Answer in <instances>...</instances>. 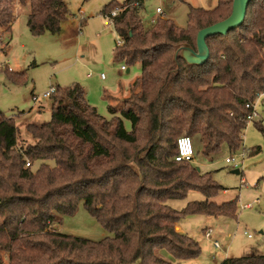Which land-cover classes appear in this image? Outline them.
<instances>
[{"label":"trees","instance_id":"trees-1","mask_svg":"<svg viewBox=\"0 0 264 264\" xmlns=\"http://www.w3.org/2000/svg\"><path fill=\"white\" fill-rule=\"evenodd\" d=\"M142 2L112 1L101 12L121 42L114 60L140 64L122 106L108 107L109 119L78 84L54 88L50 120L27 127L34 142L25 147H17L13 118L0 113V264H171L159 251L180 260L200 254L198 242L176 229L182 218L236 217L237 199L211 201L224 189L210 173L175 161L177 140L189 137L194 159L242 147L246 105L264 96V0L250 2L239 27L205 39L208 58L200 65L175 52L182 45L195 51L198 31L226 19L232 0L210 10L188 6L184 28L162 15L146 27ZM16 4L28 6L26 26L35 37L58 34L68 16L63 0H0V36L10 31ZM0 71L18 82L6 65ZM254 125L264 141V125ZM191 191L204 199L181 210L167 205ZM79 202L112 237L92 241L56 230V216L72 215ZM221 264H264V255Z\"/></svg>","mask_w":264,"mask_h":264},{"label":"rangeland","instance_id":"rangeland-1","mask_svg":"<svg viewBox=\"0 0 264 264\" xmlns=\"http://www.w3.org/2000/svg\"><path fill=\"white\" fill-rule=\"evenodd\" d=\"M63 1L68 16L58 34L32 36L26 26L28 6L16 4L11 29L0 36V66L6 65L20 76L18 82H12L0 71V113L13 118L17 147L34 142L27 133L29 125L39 126L50 120L51 100L43 95L56 86L68 88L78 84L84 89L88 103L98 114L109 119L108 107H121L122 100L129 96L130 86L140 77L139 63L126 65L114 60L118 37L109 20L101 14L108 3L124 0ZM216 3L217 0H143L139 14L148 27L153 18L157 19L155 9L159 7L162 17L184 28L188 6L210 10ZM121 66L124 71L120 70ZM101 74L103 80L99 78ZM254 111L255 117L247 124L242 147L236 153L223 150L213 159L198 155L193 161L201 173H210L213 181L224 189L211 201L221 204L237 199L236 217L182 218L178 225L198 242L200 254L195 259L180 260L167 249L159 251L169 263L221 264L229 258L264 255V141L254 125L258 122L264 125V96L254 102ZM125 127L129 129L128 122ZM255 147H259L260 152L250 154ZM230 157L234 163L227 165L225 159ZM45 163L50 167L54 165L52 161ZM40 164L34 163L31 170L35 171ZM232 170L239 173L232 174ZM203 199L199 192L191 191L182 200L167 201V205L181 210L189 202ZM246 205L249 206L246 208ZM56 217L53 225L58 232L92 241L112 237L87 214L81 202L72 215ZM209 229L212 231L210 239L204 236V231ZM213 241L218 243L217 248Z\"/></svg>","mask_w":264,"mask_h":264},{"label":"water","instance_id":"water-1","mask_svg":"<svg viewBox=\"0 0 264 264\" xmlns=\"http://www.w3.org/2000/svg\"><path fill=\"white\" fill-rule=\"evenodd\" d=\"M252 0H232V9L230 15L209 27L198 31L196 35V50H192L187 45L180 46L175 55L182 57L187 64L200 65L208 58V49L205 45V39L211 36H225L233 29L239 27L246 14V10ZM232 174H238V170H232Z\"/></svg>","mask_w":264,"mask_h":264},{"label":"built area","instance_id":"built-area-1","mask_svg":"<svg viewBox=\"0 0 264 264\" xmlns=\"http://www.w3.org/2000/svg\"><path fill=\"white\" fill-rule=\"evenodd\" d=\"M155 13H156V16H160L162 14V10L160 8H156L155 9ZM116 14H117V9H115L114 11L111 12V17L115 16ZM154 22H155V18H153L150 23H154ZM117 45H121V42L117 41ZM120 70L124 71L125 68L123 66H121ZM88 76H90V74ZM99 78L103 80L104 79V75H102V74L99 75ZM53 91H54L53 89L50 90L49 92L45 93L43 95V97L44 98H49L50 95L53 93ZM246 108L251 110L250 113L246 116V119H245L247 124H248L249 122H252L253 118L255 117L254 103L246 105ZM242 156L243 155H240V157H242ZM193 159H194V152H193V146H192L191 140L189 139V137H186V136L180 137L177 140V154L175 156V161L176 162L192 163ZM225 163L227 165H229L231 163H234L233 157L225 159ZM25 166L29 167V163L27 162L25 164ZM234 167H235V165H234ZM211 234H212V231L209 229V230L205 231L204 236L206 238L210 239L211 238ZM213 246L215 248H217L218 247V243L216 241H214L213 242Z\"/></svg>","mask_w":264,"mask_h":264},{"label":"crops","instance_id":"crops-1","mask_svg":"<svg viewBox=\"0 0 264 264\" xmlns=\"http://www.w3.org/2000/svg\"><path fill=\"white\" fill-rule=\"evenodd\" d=\"M16 8H17V6H16ZM15 8V9H16ZM157 8H159V7H157ZM88 77V76H87ZM264 171V170H263ZM249 205H246V206H244V207H248ZM180 233H183V234H185L183 231H181V229H180V227H179V225H177V228H176ZM204 233H205V231H204ZM214 242V241H213Z\"/></svg>","mask_w":264,"mask_h":264}]
</instances>
